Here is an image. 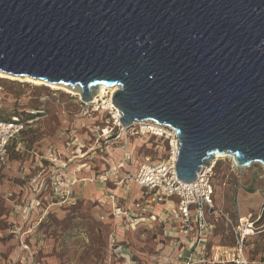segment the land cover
I'll list each match as a JSON object with an SVG mask.
<instances>
[{
	"label": "water",
	"instance_id": "1",
	"mask_svg": "<svg viewBox=\"0 0 264 264\" xmlns=\"http://www.w3.org/2000/svg\"><path fill=\"white\" fill-rule=\"evenodd\" d=\"M0 70L113 94L123 126L177 130V174L264 166V0H0Z\"/></svg>",
	"mask_w": 264,
	"mask_h": 264
},
{
	"label": "rangeland",
	"instance_id": "2",
	"mask_svg": "<svg viewBox=\"0 0 264 264\" xmlns=\"http://www.w3.org/2000/svg\"><path fill=\"white\" fill-rule=\"evenodd\" d=\"M80 102V98L62 89L0 78V120L19 116L25 122L24 131L14 140L12 147L29 149L30 155L44 161H48V156L43 155L49 150L71 153L69 164L65 167L49 168L44 164L40 167V172H43L41 182L35 186L30 182V190L35 197L30 201L29 208L38 218L44 216L38 232L43 229L47 241L43 250L38 252V258L45 264H122V261L123 264L143 263L145 257L152 259L157 254L152 243L163 230L158 225V230L155 231L148 225H134V230L139 234H135L130 243L135 250L129 247V251H117L118 245L115 244L118 242V233L122 232V220L116 217L114 221L107 219V194L110 191L98 184H103L100 181L106 171L111 170V175L118 172L117 162L126 146L117 144V141L122 140L117 137L111 138L109 142H96L95 133H101L103 127L109 132V127L106 126L113 124L112 117L106 110L85 113ZM132 127L133 125L128 130L124 128L115 132L125 135L124 132L127 131L128 141L131 139L140 145V153L143 155H151L154 160L167 158L168 142L158 137L134 134ZM107 145H110V154L105 152ZM162 145L166 148L163 152L160 151ZM31 158L26 154L13 153V163L20 162V165L0 182V215L6 211L4 204L10 199L11 193L14 192L13 196H16L15 192L19 191L21 176L24 174L23 166L28 161L31 163ZM86 161H92L85 166L87 170L80 165ZM217 163L212 178V199L217 208L225 209L230 215L233 225H237L241 216L248 215L242 214L244 207L247 208L246 211L253 208L257 197L264 204V166L260 162H254L247 169L238 170L229 158L220 159ZM90 174L91 179L87 178ZM101 174L102 177H99ZM25 177L31 181L29 176ZM113 178L116 179V176ZM94 183L97 184V191L95 185H91ZM130 184L132 186L133 183L127 185ZM109 187L117 194L122 192L118 184ZM19 194L23 195L22 192ZM144 196L146 200L150 194L144 193ZM169 199L176 203L180 201L177 195ZM37 200L40 201L38 206ZM212 220L215 221L213 218ZM1 223L0 227L3 228L4 224ZM233 225L224 222L222 226L219 223L220 228L213 235L215 242L220 241V234L227 237L228 241L229 236H233ZM258 225H264V219ZM11 239L12 235L3 237L4 241L10 242ZM258 241L264 243V233L254 240L251 237L246 240V253L250 251L251 260L255 259L252 255L257 254L259 248V245L253 244Z\"/></svg>",
	"mask_w": 264,
	"mask_h": 264
},
{
	"label": "crops",
	"instance_id": "3",
	"mask_svg": "<svg viewBox=\"0 0 264 264\" xmlns=\"http://www.w3.org/2000/svg\"><path fill=\"white\" fill-rule=\"evenodd\" d=\"M17 139L18 137L12 140L8 148L6 161L3 164H0V182L2 180H5V176L12 172L14 168L17 170L16 167L20 165V162H17L16 164L13 163L12 155L14 152L21 155L26 154L27 157L31 156L32 158L30 161L32 165L28 161L26 162L25 166H23L24 174L23 176H21L22 184H19V191L15 192L16 196H13L14 192L11 193L10 199L4 204L6 211L0 215V223L4 222L1 223L4 224V227H0V264H12L16 261L17 258H19L20 255H22V253H24L20 247V236L33 224H36L37 218L39 217L35 213H30L29 218L25 219L26 209L29 208V206L31 205L30 201L35 197L32 196L33 192L30 190L31 181L30 179H26L25 175L32 178L34 175L40 172V167L44 164L49 168H51L52 166L65 167L67 164H69V155L71 154L70 151H68V154H64L65 150H55L53 152L49 150L46 153L44 152L45 154L43 156H48L47 159H50V156L53 154V156L56 157V161L58 162L53 163L51 160L44 161L39 159L37 156L34 158V155H30L31 152L29 149H25L19 146L12 147L14 140ZM104 142L106 141L104 140ZM116 143L121 144V140L117 141ZM128 145V150L140 161H145L147 158L154 160L151 158V155H143L142 153H140V145H138L136 142H133L131 139L128 142ZM109 147L110 145H107L105 149V152L108 154H110ZM120 148L122 149V147ZM117 150L119 151L120 149ZM124 154L125 149H122L121 156L119 158V161L117 162L118 167L116 171L118 172L111 175V170L106 171L105 173H103L105 174V176H103V179L100 181L103 184H98L101 186H105L106 190L110 191L107 194V219H109L110 221H114V217H116L121 218L122 220V232L118 233V242H116L115 244L118 245V252L129 251V247L133 248L130 242L132 240V237L138 233L137 230H134V225H136L137 227H140V225H148L154 231L158 230V225L161 227L163 232L158 233V238H156L152 243L157 254L155 253L153 257H151L152 259H148L147 257H145L143 263L138 264H186L188 260L191 261V264H236L234 262V257L236 255V243H234V236L230 235L228 241L226 239L227 237L224 238L223 234H220V241L215 242L216 240L213 239V235L220 228L219 223H222V226H224V221L218 218V216L216 215L209 217L208 220L210 223H212L213 227L206 233V235L199 236L196 232V228L194 227L192 228L189 236L185 237L178 245V247H176L175 243L177 242L178 238L180 236H183L182 222L180 219H176L174 217V214L178 209L179 202L176 203L171 199L157 200L154 195H152L146 188L140 187L134 183L132 184V186L131 184L127 185L128 183H120L121 178L126 175L131 169V166L129 164L123 162ZM80 160H78V162ZM33 161L35 162L33 163ZM88 163H92V161H86L85 163L80 165H83L82 168L84 167L83 169L87 170L85 166H88ZM92 165L95 164H91V166ZM82 168H78V170ZM91 171L89 170V172ZM84 173L86 174L87 172L85 171ZM103 174H101V176L99 177H102ZM114 175L116 176V179L113 178ZM117 175H119V178H117ZM90 176L91 174L88 175L87 178L91 179L92 177ZM94 177L95 176H93V178ZM116 184L120 185V187L122 188V192L120 194H117L113 191L114 189H112V187H109ZM91 185H95V190L97 191V184L94 183ZM68 186L69 184H67V187ZM101 186L100 188H103ZM20 192H22V196H20ZM144 193L150 194V196L146 200ZM112 194L116 195L124 209L128 211V216L117 217L111 213L113 203V200L111 198ZM134 194L135 197L133 198L132 196H134ZM146 203L147 205H145ZM252 207L253 208L248 209V211H246L247 208L245 209L244 207V211L242 214H249L251 212L254 214L253 220L255 234L251 236V239L254 240L257 237L261 236V233H264V225H258V223L264 219V204L257 197L256 202L253 203ZM260 207L262 209L259 210ZM212 218L215 221H213ZM7 235H12V239L10 240V242L3 240V237ZM124 235L126 236L124 237ZM45 237L46 233L43 232V229L38 232V227L36 228V230H34L33 233L29 235L25 234V243L28 245L26 255L30 261L34 260L39 264H45L38 258V252L43 250L47 243ZM253 245H259V248L257 254L252 255L255 257V259L250 260L253 262L259 260L263 262L262 264H264V243L262 241H258ZM117 251H115L116 254ZM246 254L248 258H250V251ZM121 263L123 264V261Z\"/></svg>",
	"mask_w": 264,
	"mask_h": 264
},
{
	"label": "built area",
	"instance_id": "4",
	"mask_svg": "<svg viewBox=\"0 0 264 264\" xmlns=\"http://www.w3.org/2000/svg\"><path fill=\"white\" fill-rule=\"evenodd\" d=\"M96 103H86L81 100L80 105L85 113L93 112L96 107ZM112 117L113 124L109 127V132L95 133L96 142L102 140H111L113 137L122 138L121 144L125 145L124 160L133 167L124 175L120 183H134L140 187L146 188L157 200H168L170 197L177 195L180 197L179 206L174 214L176 219H180L182 222V233L175 243V246L182 242L185 237H188L192 231V228H196V232L199 236L206 235L208 231L212 229V223L209 222L208 216H218L227 224L233 225V220L230 215L223 208H217L214 205L212 195L214 194V186L212 178L215 175L216 162L211 163L210 166L202 167L197 172V177L194 181L186 182L178 178L177 174V157L180 149V139L177 130L170 125L160 124L153 120L141 121L138 124H134L132 129L133 133H137L143 136H154L162 138L168 142V156L166 159L151 160L147 158L145 161H140L128 150L129 135L126 130L125 135L119 134L115 131L123 130L124 126L120 124L114 114L108 112ZM130 128V127H129ZM25 129V122L20 119L19 116H12L10 119L0 120V164H3L8 155V148L13 139L17 138ZM105 127L101 128L103 131ZM134 133V134H135ZM100 134V137L97 135ZM165 146L160 147V151H165ZM52 162L56 161V157L53 154L50 156ZM43 172H38L31 178L32 186L41 182ZM35 187V191H36ZM112 209L111 213L117 217L128 216V211L124 209L120 200L115 194H112ZM40 201H36V206ZM28 208V207H26ZM31 208L26 209L25 219L29 218ZM208 215V216H207ZM254 214L251 212L247 215V219L243 222L242 216L239 218L237 225H233V236L236 241V255L234 262L236 264H262V261H251L246 254V240L253 236L255 233L254 227ZM44 216L37 219L36 224H33L27 231L23 232L20 236V247L22 255L16 259L12 264H39L34 260H29L26 251L28 245L25 243V234L29 235L36 230V228L42 223ZM247 228L252 229L251 232ZM254 230V231H253ZM186 264H191V261H187Z\"/></svg>",
	"mask_w": 264,
	"mask_h": 264
},
{
	"label": "bare ground",
	"instance_id": "5",
	"mask_svg": "<svg viewBox=\"0 0 264 264\" xmlns=\"http://www.w3.org/2000/svg\"><path fill=\"white\" fill-rule=\"evenodd\" d=\"M0 78H7V79H12V80L29 82V83H32V84H35V85H39V86L44 85V86H47V87L52 88V89H62V90L67 91L68 93H71L72 95H75L78 98H80V89H79V87L75 88V87H72L70 85L63 84V83H55V84L48 83V82H45V81H43L41 79L31 78L29 76H15V75L3 72L1 70H0ZM119 88H120L119 85L108 86L106 84H102V85L99 86V88L97 90L94 91L93 99L91 101L86 102V103L98 102V103H96V105H95L96 107L94 108L93 111H99V110H106L105 112L111 111L114 114L113 118L116 117L117 118L116 120H118V122L121 124L122 123L121 122L122 113H121L120 109L117 106L114 105V102H113V94ZM106 96H108V98L105 99ZM138 123H139V121L134 122V124H138ZM124 128L128 129L129 127L124 126ZM101 132L107 133V131H105V130H103ZM135 134H137V133H135ZM98 136L100 137V134ZM225 158H229L233 162V166H234L235 169L244 170V169H247L249 167V166H246V167L238 166V164H237V162L235 160V156H233V155H231V154H229L227 152H225V153H217L216 156L214 157V159H212L211 163H215V162L217 163L218 160L225 159ZM123 162L126 163V164H129L126 160H124V158H123ZM129 165L131 166V168L133 167L132 164H129ZM246 219H247V216H242L243 222ZM247 229H248L249 232L252 231V229H250V228H247ZM254 233H255V231H254Z\"/></svg>",
	"mask_w": 264,
	"mask_h": 264
},
{
	"label": "trees",
	"instance_id": "6",
	"mask_svg": "<svg viewBox=\"0 0 264 264\" xmlns=\"http://www.w3.org/2000/svg\"><path fill=\"white\" fill-rule=\"evenodd\" d=\"M47 87V86H46ZM106 142H109V140H106ZM218 164V163H217ZM217 164H216V166H217Z\"/></svg>",
	"mask_w": 264,
	"mask_h": 264
}]
</instances>
